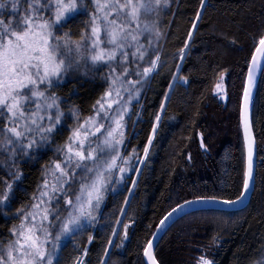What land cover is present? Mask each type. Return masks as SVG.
I'll return each instance as SVG.
<instances>
[{
	"label": "trees",
	"instance_id": "trees-1",
	"mask_svg": "<svg viewBox=\"0 0 264 264\" xmlns=\"http://www.w3.org/2000/svg\"><path fill=\"white\" fill-rule=\"evenodd\" d=\"M197 10L199 0H170L169 7L161 9L159 27L164 35L159 44L163 66L144 88L140 101L132 105L126 128L127 148H135L141 157L155 116H161L149 157L140 164L130 192L135 172L123 189L107 195L97 226L62 245L59 264H74L84 249L88 251L83 256L85 264L102 261L144 264L143 244L172 206L191 197L232 199L240 194L244 151L239 102L247 62L259 36L264 34V0H206L190 51L181 61L178 50L183 47ZM0 12L7 14L6 10ZM87 19L82 10L62 31L76 33ZM83 72L81 69L69 74L52 91L61 98L63 111L75 107L80 115L87 116L107 84L98 73ZM222 74L224 100L214 93ZM173 75L185 77L188 82H174ZM170 83L174 85L170 99L161 111L160 103ZM251 123L257 162L248 204L235 212L198 211L177 220L157 243L155 254L160 264H195L200 255H207L214 264H254L264 256V78L261 76ZM201 133L205 148L200 144ZM68 135V126H61L51 144L33 153L32 158L17 160V168L12 170L18 169L23 175L14 184L13 198L7 205H0V240L6 242L9 230L19 223L16 210L26 205L36 192L42 183L43 165L58 158L56 148ZM6 161V157L0 156V179L9 178ZM117 220L122 223L117 224ZM125 223L130 225L129 238L122 241ZM113 229L118 233L116 236L112 235ZM89 235L93 237L91 243ZM109 239L113 241L111 246ZM121 243L123 246L117 247Z\"/></svg>",
	"mask_w": 264,
	"mask_h": 264
},
{
	"label": "snow or ice",
	"instance_id": "snow-or-ice-1",
	"mask_svg": "<svg viewBox=\"0 0 264 264\" xmlns=\"http://www.w3.org/2000/svg\"><path fill=\"white\" fill-rule=\"evenodd\" d=\"M169 4L170 0H87V3L85 0H0V10L7 12H0V156L7 158L4 166L9 169L10 177L0 179V205H7L13 198L14 184L23 175L18 169L12 170L17 168V160L32 158L33 153L51 144L63 124L62 100L52 90L66 76L81 69L84 75L98 73L107 84L92 105V115L81 121L78 110H70L76 126L56 148L58 158L44 166L42 183L29 202L16 210L19 223L9 230L6 242L0 240V264H54V261L59 264L62 238L74 237L93 226L106 194L110 190L116 192L111 185L124 181V174L133 170L131 160L136 155L135 149L128 157L121 152L125 143V117L130 114L132 102L139 101L145 85L163 66L159 40L164 33L159 27V16L161 9ZM205 7L206 0H199V10L183 47L178 50L181 61L190 51V42ZM82 10L88 16L83 28L76 33L62 31ZM176 67L179 71L181 65ZM258 73L264 78V34L259 36L247 62L241 108L247 163L240 194L235 200L222 201L229 205L244 197L253 180L255 139L249 105ZM173 81L188 82L187 78L176 75ZM220 81L215 85L217 94L224 93L223 74ZM173 86L170 83L169 91L164 93L161 111L170 99ZM160 122L161 116L157 114L143 149L144 160L149 157ZM200 144L206 147L202 133ZM116 170L120 175L113 181ZM218 200L216 196H197L194 201L185 200L184 205ZM184 205L172 208L160 220L158 230ZM120 211L123 215L124 209ZM129 227L123 224L122 241L129 238ZM117 234L113 229L112 235ZM152 236L153 239L143 244V255L147 264H160L154 252L155 233ZM92 240L89 235L88 242ZM112 244L109 239L108 245ZM121 246L122 243L117 245ZM87 254L84 249L82 256ZM75 264L85 262L77 258ZM195 264H214V261L200 255ZM254 264H264V256Z\"/></svg>",
	"mask_w": 264,
	"mask_h": 264
},
{
	"label": "water",
	"instance_id": "water-1",
	"mask_svg": "<svg viewBox=\"0 0 264 264\" xmlns=\"http://www.w3.org/2000/svg\"><path fill=\"white\" fill-rule=\"evenodd\" d=\"M246 77H247V67H246L244 84H243L242 93H241L240 102H239V113H238L239 129H240V135H241L242 144H243V151H244V170L246 168V163H247V149H246L245 140H244V127H243V124L241 121V108H242L243 103H244V101H243V89H244V86L246 83ZM259 78H260V74L258 73L257 74V83H258ZM255 90H256V87L252 90V98H251V103L249 105L250 120H251V113H252V106H253V101H254ZM252 135L254 137L253 131H252ZM254 139H255V137H254ZM256 162H257V143H256V139H255V148H254V155H253V163H254L253 180L251 182V186H250L249 190L247 191V193H245L244 197L240 201H238L237 203L231 204V205L223 203L222 202L223 200H227L224 198H219L218 201H198V202L188 204V205H184V201L185 200L194 201L196 197H191V198H188V199H185V200L178 202L177 204L184 205L183 208L177 209V211L175 213H173V215L171 217H169V219L165 222V224L160 226V228L158 230L157 225H159L160 220L163 219L164 216L167 215L169 212H171L172 208L176 207L177 204H175L169 210H167L160 217V219L157 221L154 229L152 230V232L149 234V236L147 238V239H153L152 234L155 233V238L153 240L154 252H155L157 243L159 242L161 237L164 235V233L177 220H179L180 218H182V217H184L190 213H194V212H198V211L235 212V211H239V210H242L243 208H245L249 202V199H250L251 194H252L253 189H254ZM235 199H236V197L232 198V200H235ZM142 258H143L144 264H147V258L144 257L143 250H142Z\"/></svg>",
	"mask_w": 264,
	"mask_h": 264
},
{
	"label": "rangeland",
	"instance_id": "rangeland-1",
	"mask_svg": "<svg viewBox=\"0 0 264 264\" xmlns=\"http://www.w3.org/2000/svg\"><path fill=\"white\" fill-rule=\"evenodd\" d=\"M219 82H221V81H220V78L217 80L216 83H219ZM222 83H223V85H224V81H222ZM215 85H216V84H215ZM145 87H146V85H145ZM145 87H144V88H145ZM106 88H107V86L103 89L102 93L104 92V90H105ZM144 88H143V90H144ZM142 92H143V91H142ZM102 93H101V94H102ZM214 93H215V94L218 96V98H220L221 100H224L225 97H226V94H225V87H224V93H222V94H217V92L215 91V87H214ZM101 94L99 95V97L101 96ZM99 97H98V98H99ZM140 97H141V96H140ZM140 97H139V101H140V99H141ZM98 98H97V99H98ZM139 101H138V102H139ZM134 103H137V101L134 100V101L132 102V105H133ZM132 105H131V111H132ZM72 109H76V108H75V107H69L68 109H66V110L64 111V112H65V116H64V120H63V124H62V126H68V132H69V134H70V129L73 128V127H75V126H76V123H77V121L74 120V119L72 118L71 111H70V110H72ZM131 111H130V114H131ZM92 114H93V110H92V112H91L89 115H87V116H82V115H80V113L78 112V115H79L81 121H82L83 119L87 118L88 116L92 115ZM130 114H129L128 116L125 117V128H124L125 143H124V145L121 147L122 155L125 156V157H128V156L133 152V150L135 149V148H127L128 137H127V134H126V128H127V121H128V118H129ZM66 139H67V138H66ZM64 142H65V141H64ZM64 142H63V143H64ZM135 152H136V155L133 156V157H132V160H131V167H132L133 170L128 171V172H126V173L124 174V176H125L124 181H122V182L119 183V184L113 183V184L111 185V187L116 188V191H118V190H120V189H123L124 185H126V184L129 182V178H130V176H131V174H132L133 172H135V176H134V178H133V181H135L136 173H137V171H136L135 169H139L140 164H141L139 161H141V160L144 159V155H142V156L140 157V156H139V153H138V151H137L136 149H135ZM56 156H57V153H56ZM57 157H58V156H57ZM137 157L139 158V160L137 159ZM51 161H53V160H51ZM49 162H50V161H49ZM47 164H49V163H47ZM47 164H44V165H43V168H42V170H41V175H42V171H43V169H44V166L47 165ZM126 167H127V166H126ZM119 175H120L119 171L116 170V171L114 172V175H113V181H115L116 179H118V178H119ZM78 178H79V177H78ZM8 179H10V177H9ZM133 181H132V183H131V185H130L129 192L132 190V187H133ZM109 193H113V192L110 190V191L106 194V197H107V195H108ZM128 195H129V193H128ZM105 200H106V199H105ZM104 203H105V201L101 204L100 211L96 214V216H97V221H96V223H95L93 226L86 227L85 230H87V229H89V230H93L94 227L97 226V224H98V220H99V218H100V215L102 214V210H103ZM85 230H84V231H85ZM82 232H83V231H82ZM80 233H81V232L77 233V234L75 235V237H77V235H79ZM73 238H74V237H65V238H62V241H61V247H62V245H63L65 242H67V241H69V240H71V239H73ZM79 258L83 260V256H80ZM75 261H76V260H75ZM54 262H55V261H54ZM74 264H75V262H74Z\"/></svg>",
	"mask_w": 264,
	"mask_h": 264
}]
</instances>
